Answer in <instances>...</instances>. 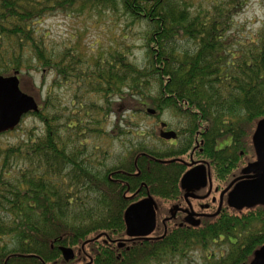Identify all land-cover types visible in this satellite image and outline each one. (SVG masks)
<instances>
[{"label": "trees", "instance_id": "trees-1", "mask_svg": "<svg viewBox=\"0 0 264 264\" xmlns=\"http://www.w3.org/2000/svg\"><path fill=\"white\" fill-rule=\"evenodd\" d=\"M244 3L215 0L206 9H193L187 0H0V75L17 71L21 78L23 72L48 69L66 79L74 70L78 86L91 85L108 109L113 94L123 103L138 95L135 110L149 106L158 116L168 110L188 132L169 147L130 143L107 164L105 150L95 160L97 146L89 147L87 134L101 130L100 120L87 117L89 109L82 114L86 119L72 114L74 122L67 126L72 131L65 137L54 116L42 118L47 103L36 86L26 88L20 81L39 106L25 115L40 118L44 130L0 144V264H70L60 249L81 244L93 254L90 264H184L188 250L206 248L213 240L227 243V251L206 254L203 264L251 260L264 243V206L226 207L195 228L166 221L165 233L161 223L186 169L178 160L187 161L192 147L209 162L220 185L254 158L251 135L264 118V12L257 29L243 36L233 16ZM84 10L120 12L143 25L145 65L137 67L125 52L108 50L98 55L93 73L79 74L80 62L69 50L49 48L37 27L40 20ZM122 84L130 90L125 93ZM145 194L157 202L156 238L116 258L115 244L104 242L124 236V210Z\"/></svg>", "mask_w": 264, "mask_h": 264}, {"label": "rangeland", "instance_id": "rangeland-1", "mask_svg": "<svg viewBox=\"0 0 264 264\" xmlns=\"http://www.w3.org/2000/svg\"><path fill=\"white\" fill-rule=\"evenodd\" d=\"M187 1L191 3L193 9H206L215 0ZM243 1L245 3L236 10L233 21L235 30L241 28L240 32L246 36L248 32L254 31L260 25L264 12V0ZM37 27L40 29V33L45 35L44 40L49 48L58 52L69 50L74 59L80 62L77 64L79 74L81 72L83 74L93 73L98 55L107 53L108 50L125 52L127 59L137 67H142L147 62L144 57L143 25L132 22L126 16L120 15V12L116 14L109 11L100 14L94 10H84L81 13L57 12L44 17ZM75 60L70 61L75 62ZM71 74L75 76L76 72L73 70ZM72 76L62 79L53 71L45 69L44 72H23L19 80L24 83L26 88H29L30 84L36 86L38 91H34L38 92L41 100L45 99L47 103L42 111V118L43 116H54L56 128L63 131L62 135L65 137L72 131V129H67V126L74 122L72 114L76 113L84 119L90 116L100 120L101 130L95 132L91 130V133L87 134L89 147L97 146L96 153H94L95 160H97V154L102 157L101 150H105L106 159L104 161L110 164L116 156H122L123 148L138 141L152 147L172 146L167 139L159 136L161 122L173 130H180V132L176 131V143L187 136V130L179 127V119L172 112L167 110L159 116L157 111L150 114L146 111L149 106H144L137 111L134 109V105L139 100L138 95L128 96L123 103L116 94H113L109 98L111 105L108 109L106 100L98 93L91 91V85L90 87L86 84L78 86ZM144 86L149 88L147 84ZM47 88L50 89L48 96L46 95ZM120 88L125 93L130 90L125 84L120 85ZM86 110H88L87 117L82 116ZM180 122L184 126L181 120ZM42 130H44V124L40 118L30 114L25 115L16 130L2 133L0 144H15L28 134L39 135ZM105 133H110L112 138L107 137ZM198 153L195 152V155H200ZM227 247L228 244L222 241L215 242V246L210 244L206 248L199 246L200 249L194 248L189 257L186 256L182 261L184 264H188L189 260L192 264H203L206 254H210L214 250L215 256H218L220 253H225Z\"/></svg>", "mask_w": 264, "mask_h": 264}, {"label": "water", "instance_id": "water-1", "mask_svg": "<svg viewBox=\"0 0 264 264\" xmlns=\"http://www.w3.org/2000/svg\"><path fill=\"white\" fill-rule=\"evenodd\" d=\"M18 72L10 75H0V134L14 130L20 123L22 117L28 112H37L39 106L35 98L24 92L20 88ZM150 114L155 113L153 108H147ZM159 136L164 139L175 138L173 130H163L165 123H161ZM251 143L255 154V159L247 163L241 169V175L230 182V184L220 193L219 205L216 214L222 205L224 192L227 193L226 205L229 208L240 211L244 208H253L257 205L264 206V118L257 121L251 136ZM207 179L206 166L196 165L187 169L180 178V187L188 191L204 184ZM177 209L173 207L171 211ZM156 203L151 195L129 204L123 213L126 227V235L130 238L145 237L150 235L157 224ZM184 221L189 225H198L199 220L192 212L185 210ZM174 216L171 213L170 218ZM170 218H163L162 224ZM166 231V230H165ZM164 231V233H165ZM101 234L94 237L97 239ZM91 239L85 240L84 243ZM123 241L117 243L122 246ZM65 261L73 257L71 248L60 249ZM247 264H264V243L254 250L251 260Z\"/></svg>", "mask_w": 264, "mask_h": 264}, {"label": "flooded vegetation", "instance_id": "flooded-vegetation-1", "mask_svg": "<svg viewBox=\"0 0 264 264\" xmlns=\"http://www.w3.org/2000/svg\"><path fill=\"white\" fill-rule=\"evenodd\" d=\"M163 130L167 131V130H173V129L168 127L166 124L165 127L163 128ZM160 131H161V129H160ZM173 131H175V130H173ZM175 133H176L175 138L167 139L169 141V143H171V144L175 143L177 140V132L175 131ZM196 147L197 146L192 147L191 150L188 152L189 158L187 161H183L182 159H179L178 161L182 162L184 164V166H186L185 171L191 167L196 166V165H200V164L205 165L206 166V172H207V179L203 185H201L197 188L190 189L188 191L186 188L183 189L180 187V178L183 175V173L185 172V171H183V173L181 174V176L178 180L177 196L174 199H170L166 203V208H165L166 211L164 212L165 215L163 217V218H170L171 213L173 212L174 216L172 218L166 220V221L172 222L173 226H177V227L185 226V228H191V227L195 228V227L200 226L203 219H207V218L215 219V216H218L219 213L222 211V209L227 207L226 197H227V193L231 187L226 192H224L223 198H222L221 208H220L219 212L216 214V211H217L218 205H219L220 193L230 184V182L232 180H234L235 178H237L238 176L241 175V169L247 163H249L250 161H253L255 159V154H254V158L252 160L246 161L244 164L240 165L235 171L231 172L230 173L231 178L228 179V181L225 184L223 183V185H220L219 179H217L216 176L214 177L212 172H211L209 162L207 160H205L204 158H202L201 154L195 155ZM198 152L200 153V150H198ZM240 154H242V153H240ZM147 195L148 194H145V195L131 201L129 204L136 202V201L144 198ZM155 203H156V208H157L158 206H157L156 200H155ZM175 206L177 207V209H174L173 211H171V209ZM227 208H229V207H227ZM185 210H187L188 212H192L194 214V216L199 220L198 225H196V226L195 225H189L184 221V218L186 216ZM162 219H161V221H162ZM166 221H165V224H166ZM157 225L158 224H156L154 231L150 235L145 236V237H134V238H130L129 236L126 235V232H125L126 227H125L124 236L118 237L116 239H114L113 237L112 238H110V237L106 238V236H105L106 241L104 243L115 244V246L117 247V250H118V251L116 250V252H115L117 255V256L115 255V257L120 258L121 254L124 251H128L136 243H143L145 241H148V244H152L156 238V231L155 230L157 228ZM166 229H167L166 225L164 227V224H163V230L165 231ZM119 241H123L124 244L122 246H118L117 243ZM211 245L215 246V240L212 241ZM80 246H81L80 248H78V246L69 247L73 251V257L70 260H68L70 262V264H90L91 263L93 254L91 253V251H84L83 244H81ZM198 247H197V250L200 249ZM151 248H152V246H151ZM191 252H192L191 250H188L186 252V256L189 257ZM212 254L215 257V251L214 250H212ZM143 262H144L143 264H154L150 260H147V261L145 260Z\"/></svg>", "mask_w": 264, "mask_h": 264}]
</instances>
